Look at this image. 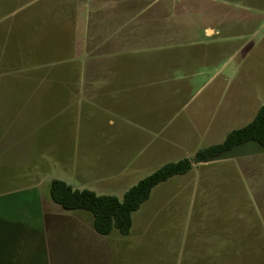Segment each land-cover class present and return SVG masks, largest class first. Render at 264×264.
<instances>
[{
    "label": "crops",
    "instance_id": "0c3cea01",
    "mask_svg": "<svg viewBox=\"0 0 264 264\" xmlns=\"http://www.w3.org/2000/svg\"><path fill=\"white\" fill-rule=\"evenodd\" d=\"M56 1H0L2 166L75 174L81 190L121 199L161 166L192 158L205 136L219 134L216 120H238L240 105L200 106L215 109L212 124L198 113L184 115L215 78L229 83L237 73L230 56L214 65V41L228 44L231 37L204 20L216 8L228 11L229 1ZM245 1L233 9L252 11L255 0ZM7 157L14 163L4 164ZM243 167L225 156L151 190L148 200L163 184L188 178L194 208L182 264H264L257 211H244Z\"/></svg>",
    "mask_w": 264,
    "mask_h": 264
},
{
    "label": "rangeland",
    "instance_id": "374dc122",
    "mask_svg": "<svg viewBox=\"0 0 264 264\" xmlns=\"http://www.w3.org/2000/svg\"><path fill=\"white\" fill-rule=\"evenodd\" d=\"M227 1L231 9L219 11L216 8L204 20L215 29L223 25L231 37L228 44L214 41V65L230 56L237 73L229 83H224L222 77L215 78L191 100L184 115L198 113L201 114L199 119L212 124L211 115L215 114L217 105H240L239 118L222 122L220 126L216 120L214 126L219 134L205 136L200 143L201 149L221 143L225 132L251 122L258 108L264 105V0H255V7L252 6L248 13L233 9L237 0ZM245 2L252 3L253 0ZM56 3L71 7L76 5V0H57ZM198 22L203 23L202 18ZM227 32L224 30V35ZM203 105L214 108L199 111ZM184 118L180 116L173 124L174 128ZM172 129L173 126L168 128L167 133ZM184 134L185 131L181 136ZM226 157L243 163V169L246 167L244 211L251 206L257 211L264 262V148L248 142L228 152ZM10 162L14 163V160L7 157L4 164ZM78 166L81 174V128ZM52 179L81 190V180L75 174H60L54 169L44 176L20 174L17 167L0 164V264L184 262L188 218L194 208L189 202L188 178H174L171 183L160 186L150 200L131 214L132 226L125 236L117 231L100 235L92 227L89 212L64 210L54 203L49 197V180ZM175 192H180V197L176 198Z\"/></svg>",
    "mask_w": 264,
    "mask_h": 264
},
{
    "label": "trees",
    "instance_id": "16d2710c",
    "mask_svg": "<svg viewBox=\"0 0 264 264\" xmlns=\"http://www.w3.org/2000/svg\"><path fill=\"white\" fill-rule=\"evenodd\" d=\"M26 2L28 1H22V4ZM248 142H255L264 148V105L258 109L251 122L229 132L221 143L198 150L192 158H183L161 166L128 189L121 199L97 195L89 190H76L60 180L49 183V197L64 210L89 212L96 233L109 235L112 231H117L125 236L132 226L131 214L148 200L155 186L174 176L188 173L195 164L222 159L234 147Z\"/></svg>",
    "mask_w": 264,
    "mask_h": 264
}]
</instances>
